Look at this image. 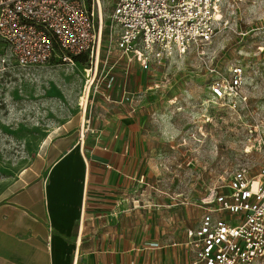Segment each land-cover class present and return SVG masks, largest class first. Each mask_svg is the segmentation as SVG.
<instances>
[{
  "label": "rangeland",
  "instance_id": "1",
  "mask_svg": "<svg viewBox=\"0 0 264 264\" xmlns=\"http://www.w3.org/2000/svg\"><path fill=\"white\" fill-rule=\"evenodd\" d=\"M98 1L95 62L88 54L28 67L0 60V201L60 152L82 139L86 149L106 128L119 133L131 116L132 151L139 152L132 226L145 230L142 240L180 248L183 261L188 251L172 242L196 224L202 200L224 189L235 166L255 171L264 157L256 143L264 134V0H228L202 53L160 56L146 68L114 47L112 1ZM233 64L242 68L244 102L214 99L210 80Z\"/></svg>",
  "mask_w": 264,
  "mask_h": 264
},
{
  "label": "built area",
  "instance_id": "2",
  "mask_svg": "<svg viewBox=\"0 0 264 264\" xmlns=\"http://www.w3.org/2000/svg\"><path fill=\"white\" fill-rule=\"evenodd\" d=\"M111 1L114 47L146 68L160 56L202 53L228 0ZM99 9L98 0L92 6L84 0H0V60L28 67L85 53L95 62L101 22L95 23L94 13ZM242 82V68L233 64L210 80L209 95L244 102ZM256 143L264 152V134ZM223 187L202 200L196 225L185 229L192 256L180 264H264V157L255 171L235 166Z\"/></svg>",
  "mask_w": 264,
  "mask_h": 264
},
{
  "label": "crops",
  "instance_id": "3",
  "mask_svg": "<svg viewBox=\"0 0 264 264\" xmlns=\"http://www.w3.org/2000/svg\"><path fill=\"white\" fill-rule=\"evenodd\" d=\"M133 124L130 116L119 133L115 126L101 130L84 150L82 139L0 201V264H180L191 258L185 237L172 242L188 251L182 261L180 248L142 240L145 230L132 226L139 164Z\"/></svg>",
  "mask_w": 264,
  "mask_h": 264
},
{
  "label": "trees",
  "instance_id": "4",
  "mask_svg": "<svg viewBox=\"0 0 264 264\" xmlns=\"http://www.w3.org/2000/svg\"><path fill=\"white\" fill-rule=\"evenodd\" d=\"M72 58L77 61H82L85 58V53H78L73 55Z\"/></svg>",
  "mask_w": 264,
  "mask_h": 264
},
{
  "label": "bare ground",
  "instance_id": "5",
  "mask_svg": "<svg viewBox=\"0 0 264 264\" xmlns=\"http://www.w3.org/2000/svg\"><path fill=\"white\" fill-rule=\"evenodd\" d=\"M99 14H100V16H101V12H100V10H99ZM81 136L83 137V131H82V133H81Z\"/></svg>",
  "mask_w": 264,
  "mask_h": 264
}]
</instances>
